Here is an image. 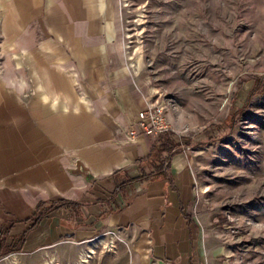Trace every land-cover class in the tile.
I'll return each mask as SVG.
<instances>
[{
	"label": "crops",
	"instance_id": "obj_1",
	"mask_svg": "<svg viewBox=\"0 0 264 264\" xmlns=\"http://www.w3.org/2000/svg\"><path fill=\"white\" fill-rule=\"evenodd\" d=\"M115 15L114 0H0V239L28 255L116 229L148 264H198L188 155L128 139L149 102L115 63Z\"/></svg>",
	"mask_w": 264,
	"mask_h": 264
},
{
	"label": "rangeland",
	"instance_id": "obj_2",
	"mask_svg": "<svg viewBox=\"0 0 264 264\" xmlns=\"http://www.w3.org/2000/svg\"><path fill=\"white\" fill-rule=\"evenodd\" d=\"M114 6L115 63L166 117L195 171L198 264H264V93L249 97L256 79L264 85V0ZM137 243L111 229L0 264H148Z\"/></svg>",
	"mask_w": 264,
	"mask_h": 264
},
{
	"label": "built area",
	"instance_id": "obj_3",
	"mask_svg": "<svg viewBox=\"0 0 264 264\" xmlns=\"http://www.w3.org/2000/svg\"><path fill=\"white\" fill-rule=\"evenodd\" d=\"M170 131L171 127L163 113L157 107L148 104L139 111L127 135L129 140H135L140 135L154 140Z\"/></svg>",
	"mask_w": 264,
	"mask_h": 264
},
{
	"label": "trees",
	"instance_id": "obj_4",
	"mask_svg": "<svg viewBox=\"0 0 264 264\" xmlns=\"http://www.w3.org/2000/svg\"><path fill=\"white\" fill-rule=\"evenodd\" d=\"M259 93H264V85H261L260 79H256L249 92V97H252L255 94H259ZM177 147L178 144L176 143V141L172 137L167 136V134H164L161 137H159L158 145H154V147L152 148V152L150 153V156L158 155L159 157L162 154H166L167 157H170L173 154L177 153ZM19 251H20L19 248L4 247V242L3 240L0 239V257Z\"/></svg>",
	"mask_w": 264,
	"mask_h": 264
},
{
	"label": "bare ground",
	"instance_id": "obj_5",
	"mask_svg": "<svg viewBox=\"0 0 264 264\" xmlns=\"http://www.w3.org/2000/svg\"><path fill=\"white\" fill-rule=\"evenodd\" d=\"M97 242L99 244H104L105 243V239L103 237H99L97 239ZM93 253V250L91 248H89V250L87 252H85L84 254H81V260H85L87 257H90V255ZM6 260H10V259H15V254L11 255L10 257L5 258Z\"/></svg>",
	"mask_w": 264,
	"mask_h": 264
}]
</instances>
